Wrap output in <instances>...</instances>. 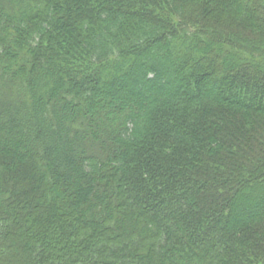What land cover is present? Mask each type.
Here are the masks:
<instances>
[{"label": "trees", "instance_id": "trees-1", "mask_svg": "<svg viewBox=\"0 0 264 264\" xmlns=\"http://www.w3.org/2000/svg\"><path fill=\"white\" fill-rule=\"evenodd\" d=\"M0 264H264V0H0Z\"/></svg>", "mask_w": 264, "mask_h": 264}]
</instances>
